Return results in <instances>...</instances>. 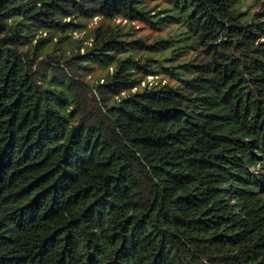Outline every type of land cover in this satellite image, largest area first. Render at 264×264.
Here are the masks:
<instances>
[{"label":"trees","instance_id":"16d2710c","mask_svg":"<svg viewBox=\"0 0 264 264\" xmlns=\"http://www.w3.org/2000/svg\"><path fill=\"white\" fill-rule=\"evenodd\" d=\"M238 141L264 147L258 12L0 0V264H264V216L241 238L191 187Z\"/></svg>","mask_w":264,"mask_h":264},{"label":"rangeland","instance_id":"374dc122","mask_svg":"<svg viewBox=\"0 0 264 264\" xmlns=\"http://www.w3.org/2000/svg\"><path fill=\"white\" fill-rule=\"evenodd\" d=\"M233 2L246 13L258 12L264 21V0ZM116 15L117 21L122 19V15ZM94 21L95 18L92 22ZM92 22L89 21V24ZM129 24L134 35L148 43L155 37L164 35L169 29L184 30L180 25L163 23L160 29H155L147 21L139 19L130 20ZM82 34L83 32H74L75 36ZM191 50L197 52L195 49ZM107 68L95 64L91 79ZM148 79L153 78L148 76ZM212 160L216 163L193 171L195 178L191 187L197 195L198 203L203 209H207L208 214L222 216L223 226L230 233H237L241 238L252 237L256 231L252 224L255 209L264 216V188H261L259 181L255 179V176H259L264 181V147L252 141L231 142L225 144L219 157ZM261 224L263 226L264 218Z\"/></svg>","mask_w":264,"mask_h":264}]
</instances>
